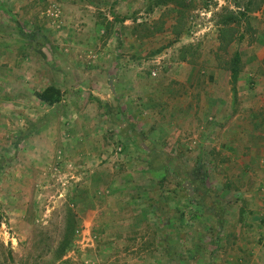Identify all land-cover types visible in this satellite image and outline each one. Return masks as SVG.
I'll list each match as a JSON object with an SVG mask.
<instances>
[{"label": "rangeland", "instance_id": "obj_1", "mask_svg": "<svg viewBox=\"0 0 264 264\" xmlns=\"http://www.w3.org/2000/svg\"><path fill=\"white\" fill-rule=\"evenodd\" d=\"M246 1L0 0V40L20 38L31 57L43 59L29 65L41 74L34 90L63 74L69 108L55 118L47 108L32 110L24 145L0 125V264H198L189 244L185 252L171 239L173 228L180 232L171 221L203 231L195 219L217 215L215 200L223 202L213 188L221 179L217 152L210 141L200 144L193 124L207 126L216 118L210 109L239 106L244 92L264 89V6L241 18L235 35L242 40L225 49L219 40L225 14ZM235 51L241 72L233 94ZM169 111L190 127L177 143L156 147L166 156L141 157L127 148L137 145L121 142L122 135L152 138L150 122H165ZM9 116L4 110L0 122L11 123ZM22 149L29 151L23 160ZM256 184L250 213L264 224V179Z\"/></svg>", "mask_w": 264, "mask_h": 264}, {"label": "crops", "instance_id": "obj_2", "mask_svg": "<svg viewBox=\"0 0 264 264\" xmlns=\"http://www.w3.org/2000/svg\"><path fill=\"white\" fill-rule=\"evenodd\" d=\"M3 40H0V75L5 77L6 70L11 74H14L13 71H17L19 75L10 76V74H7V77L4 78L8 89L0 92V113L8 110L11 123L5 121V123L0 122V125L4 124V126L8 127L10 136H12V143L16 140L17 143L24 145L27 140H30L29 127L27 125L30 121L28 122L27 118H30L32 110L38 111L47 108L48 110L46 111L52 113V118H55L54 114L60 117L59 113L63 114L64 110H67L65 113L69 112L68 106L66 109L63 105L68 100V97L64 96L62 92V85L65 80L63 74H60L55 77L56 83L52 84V86L60 90L62 94L61 101L51 107L43 104L36 98L35 94L51 85L43 86L40 90H34L33 83L35 79H38V84L40 83L39 76L41 74L39 72L35 73V69L29 67L31 60L40 65L43 59L39 55L34 58L31 57L25 41L20 38L12 44ZM3 46H7L8 49H3ZM6 57L11 58L8 61L11 71L4 65L7 62L5 60ZM67 74L69 73L66 72ZM110 82L107 84L109 88L112 87ZM65 85L67 86V84ZM242 95L246 101L239 104V106L218 105L212 111L211 109L207 111L216 117L207 126L206 123L195 122L193 124V134L199 137L200 144H204V141H208L207 143L210 141L217 152L219 158V169L217 168V171L220 173L221 179L213 188L218 194L222 195H220L219 200L222 199L223 202L215 200V204L219 208L217 215L195 219V222L204 224L203 231L188 233L189 228L185 226L187 222L184 219L180 218L178 221L177 218H172L171 223L173 225H180V232L175 231L173 228L169 235L171 239H177L183 250L185 249V252H189L190 249H187L189 246L185 245L186 243L189 244L192 248L191 252H196L199 255V259H196L198 264H264L263 219L257 214L250 213L253 205L251 202V191L255 186L259 187L256 184L258 181L264 179V89L255 88L251 93L244 92ZM72 105L75 106V103ZM56 111L59 113L57 114ZM201 111H204L202 107L195 108L192 111V115H200ZM224 111L225 113L229 112V118L223 117ZM222 113L223 115H221ZM174 116L175 114L169 111L165 122L153 118L154 121L153 123L150 122V127L154 129L153 134L155 136L153 135L152 138L150 136L141 137L134 135L132 139H128L127 136L122 135L121 142L126 144V146L137 145L135 149L127 148L137 152V155L141 157L147 154L166 156V153L159 151L156 147H159L161 142L177 143L181 131L184 133L185 130L186 133L187 127H190V125H184L187 121L182 124L175 123L177 121ZM37 121V128L41 127L42 123L45 122L44 119ZM123 126L130 127L129 124H123ZM19 128L24 129L19 130ZM16 130L21 133L19 135L21 137L13 138V136H17L15 134ZM162 130H164L165 136L160 134ZM188 134H190V131ZM142 145H149L151 149L149 148L148 152L145 148L141 150L143 148ZM28 153L29 151L22 149L21 154L17 158L23 160ZM48 155H50V152ZM223 161H227L228 164H223ZM183 182L184 186H186L187 181L183 180ZM199 190L204 191L202 187H199ZM242 193L244 195H241ZM227 195L233 200L225 202ZM186 199L185 197L184 200ZM198 202L201 201L198 200ZM259 238H263V240L257 243ZM168 251L170 252V249ZM152 254L156 255L155 252ZM152 264L156 263L153 262Z\"/></svg>", "mask_w": 264, "mask_h": 264}, {"label": "trees", "instance_id": "obj_3", "mask_svg": "<svg viewBox=\"0 0 264 264\" xmlns=\"http://www.w3.org/2000/svg\"><path fill=\"white\" fill-rule=\"evenodd\" d=\"M264 0H247L246 4L241 8L236 5L238 11L233 13L232 11H228L222 20V28L219 34V40L221 44L224 46H229L235 43L237 40H242L243 37L236 38L235 32L241 18H246L248 13H251L255 10H259L263 8ZM124 21L121 20V23ZM235 35V36H234ZM225 49V48H224ZM241 64V55L240 52L235 51L232 55L231 61L229 63V73H230V80L231 86L233 90V94H236V85L239 79V75L241 72L240 69ZM36 98L42 102L43 104L51 107L57 105L61 101L62 94L58 88L55 86H48L45 89L37 92L35 94ZM69 246V243L66 241L62 243L59 248L58 258H61L63 253L66 251V248ZM1 249H4L3 245H0ZM9 257V254H6Z\"/></svg>", "mask_w": 264, "mask_h": 264}, {"label": "built area", "instance_id": "obj_4", "mask_svg": "<svg viewBox=\"0 0 264 264\" xmlns=\"http://www.w3.org/2000/svg\"><path fill=\"white\" fill-rule=\"evenodd\" d=\"M261 206H262L263 215H264V197L262 198V203H261Z\"/></svg>", "mask_w": 264, "mask_h": 264}]
</instances>
